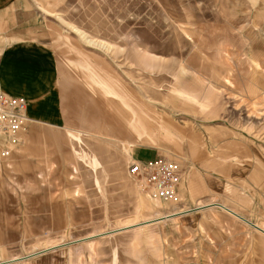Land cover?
Listing matches in <instances>:
<instances>
[{"label": "rangeland", "instance_id": "1", "mask_svg": "<svg viewBox=\"0 0 264 264\" xmlns=\"http://www.w3.org/2000/svg\"><path fill=\"white\" fill-rule=\"evenodd\" d=\"M29 1L41 21L32 19V28L41 27L61 67L76 68L61 76L76 95L70 127L96 133L122 159L118 141L161 145L163 121L223 134L229 149L244 142L264 149V0ZM114 166L128 175V166ZM129 179L132 199L118 200L115 214L54 220L52 229L38 221L37 235L0 223L8 234L0 237V262L121 228L17 264H193L173 224L138 226L179 208L144 200ZM15 198L2 180V209L14 210Z\"/></svg>", "mask_w": 264, "mask_h": 264}, {"label": "crops", "instance_id": "2", "mask_svg": "<svg viewBox=\"0 0 264 264\" xmlns=\"http://www.w3.org/2000/svg\"><path fill=\"white\" fill-rule=\"evenodd\" d=\"M33 9L29 0H0V94L25 98L28 115L18 147L0 136V149L9 150L0 157V182L17 196L14 210L2 209L0 201V223L18 222L23 235H37L38 221L52 229L54 220L115 214L118 200L132 199L130 164L163 157L182 169L180 199L172 204L179 210L150 224H173L176 241L190 244L193 264H264V149L246 142L229 149L223 134L200 136L163 121L161 145L130 148L121 140L118 148L127 158H120L96 133L70 127L67 111L76 95L66 92L61 76L76 68L58 64V51L40 36ZM115 162L129 164V176ZM5 233L0 230V237Z\"/></svg>", "mask_w": 264, "mask_h": 264}, {"label": "built area", "instance_id": "3", "mask_svg": "<svg viewBox=\"0 0 264 264\" xmlns=\"http://www.w3.org/2000/svg\"><path fill=\"white\" fill-rule=\"evenodd\" d=\"M26 107L25 98L0 94V136L5 137L13 147L22 143L19 134L27 128ZM8 155L9 150L0 149V157ZM129 167V175L140 194L169 204L179 202L182 169L176 162L156 157L153 160L131 163Z\"/></svg>", "mask_w": 264, "mask_h": 264}, {"label": "water", "instance_id": "4", "mask_svg": "<svg viewBox=\"0 0 264 264\" xmlns=\"http://www.w3.org/2000/svg\"><path fill=\"white\" fill-rule=\"evenodd\" d=\"M172 216H173V214L171 216H167L166 218L168 219V218H171ZM162 219H164V218H161V220ZM153 222L154 221L141 222V224H139L138 226L141 227L142 225H148V224L153 223ZM155 222H156V220H155ZM120 232H125V230L122 231V230H119V229H115V230H112L110 232L103 233V235H98L97 234V236L94 237V238L91 237V238H85V239H82V240L67 242V244L55 246V247H52L51 249H45V250H42V251H38L35 254L27 255V256H24V257H22L20 259L7 260V262H5V263L2 262L0 264H7V263H12V262H17V261H22V260L30 259V258L36 257L37 255H41V254H44V253H47V252H51L52 250H55L57 248L67 247V245H73V244L82 243V241H86V240H90V239H95L97 237L111 236L112 234H117V233H120Z\"/></svg>", "mask_w": 264, "mask_h": 264}]
</instances>
